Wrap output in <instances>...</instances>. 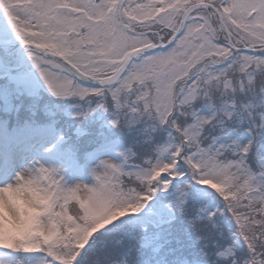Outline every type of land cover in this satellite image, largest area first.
I'll return each instance as SVG.
<instances>
[{
    "label": "snow or ice",
    "instance_id": "1",
    "mask_svg": "<svg viewBox=\"0 0 264 264\" xmlns=\"http://www.w3.org/2000/svg\"><path fill=\"white\" fill-rule=\"evenodd\" d=\"M14 42L119 135L92 184L42 162L75 163L51 126L0 172V264H264V0H0V75Z\"/></svg>",
    "mask_w": 264,
    "mask_h": 264
},
{
    "label": "trees",
    "instance_id": "2",
    "mask_svg": "<svg viewBox=\"0 0 264 264\" xmlns=\"http://www.w3.org/2000/svg\"><path fill=\"white\" fill-rule=\"evenodd\" d=\"M18 45L19 43L12 44V50H16ZM11 98L13 108L8 111L0 109V121L6 124L7 131L33 136L48 126L53 127L64 137L57 151H72L75 154V163L80 168L89 167L86 153L105 146L119 135L116 129H102L100 125L92 124L93 119L90 116L84 120L73 119L72 114L67 111L71 102L57 101L44 91H38V96L16 91ZM46 109L54 114V118L45 117Z\"/></svg>",
    "mask_w": 264,
    "mask_h": 264
},
{
    "label": "rangeland",
    "instance_id": "3",
    "mask_svg": "<svg viewBox=\"0 0 264 264\" xmlns=\"http://www.w3.org/2000/svg\"><path fill=\"white\" fill-rule=\"evenodd\" d=\"M15 43L18 42L12 44ZM16 50H13L14 54L12 59V65L15 66L20 63V55ZM33 73L34 69L32 68L26 54L24 65L20 70L0 75V109L8 111L13 108L11 95L16 91H18V93L33 96H38V91L40 90L49 94L44 88L33 87L31 82ZM67 111L72 114L73 109L69 106ZM90 117L93 119L92 124H95L96 126L100 125L102 129L111 128L108 123V117L103 111H97ZM56 133L57 135L62 136L59 131H56ZM38 139L39 134L30 136L15 131L9 132L6 129V124L0 121V172L10 175L14 170H19L20 168L31 164L33 160L38 159V153L41 151ZM103 147L104 146H101L90 153H96ZM57 152L61 153L59 151ZM99 155L100 158H109V155L103 152H99ZM88 160V168H80L76 163L65 161L61 156L42 162H44L46 166L63 169L64 182L67 186H71L76 183H93L88 169L95 167L96 164L99 163V159L93 158Z\"/></svg>",
    "mask_w": 264,
    "mask_h": 264
},
{
    "label": "water",
    "instance_id": "4",
    "mask_svg": "<svg viewBox=\"0 0 264 264\" xmlns=\"http://www.w3.org/2000/svg\"><path fill=\"white\" fill-rule=\"evenodd\" d=\"M19 51L21 54V62L18 66H12V69L10 71H17L19 69H21V67L23 66L24 63V53H23V47L21 45H19Z\"/></svg>",
    "mask_w": 264,
    "mask_h": 264
},
{
    "label": "clouds",
    "instance_id": "5",
    "mask_svg": "<svg viewBox=\"0 0 264 264\" xmlns=\"http://www.w3.org/2000/svg\"><path fill=\"white\" fill-rule=\"evenodd\" d=\"M5 202H7V197H4Z\"/></svg>",
    "mask_w": 264,
    "mask_h": 264
},
{
    "label": "flooded vegetation",
    "instance_id": "6",
    "mask_svg": "<svg viewBox=\"0 0 264 264\" xmlns=\"http://www.w3.org/2000/svg\"><path fill=\"white\" fill-rule=\"evenodd\" d=\"M17 49H18V47H17ZM24 51V50H23ZM24 55H25V58H26V54H25V52H24Z\"/></svg>",
    "mask_w": 264,
    "mask_h": 264
},
{
    "label": "bare ground",
    "instance_id": "7",
    "mask_svg": "<svg viewBox=\"0 0 264 264\" xmlns=\"http://www.w3.org/2000/svg\"><path fill=\"white\" fill-rule=\"evenodd\" d=\"M27 166V165H26Z\"/></svg>",
    "mask_w": 264,
    "mask_h": 264
}]
</instances>
